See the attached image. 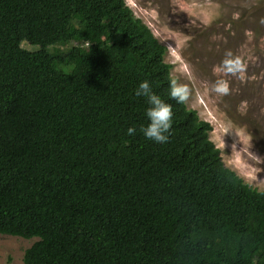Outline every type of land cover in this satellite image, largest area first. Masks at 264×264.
I'll return each instance as SVG.
<instances>
[{"label": "trees", "instance_id": "1", "mask_svg": "<svg viewBox=\"0 0 264 264\" xmlns=\"http://www.w3.org/2000/svg\"><path fill=\"white\" fill-rule=\"evenodd\" d=\"M165 54L125 0H0V233L37 238L23 264H264V189L171 98Z\"/></svg>", "mask_w": 264, "mask_h": 264}, {"label": "rangeland", "instance_id": "2", "mask_svg": "<svg viewBox=\"0 0 264 264\" xmlns=\"http://www.w3.org/2000/svg\"><path fill=\"white\" fill-rule=\"evenodd\" d=\"M125 1L166 46L171 75L187 85L186 105L211 123L209 137L224 164L264 189V0ZM237 57L244 71L229 73L223 62ZM220 80L227 95L213 90ZM36 239L0 233V264H23Z\"/></svg>", "mask_w": 264, "mask_h": 264}, {"label": "clouds", "instance_id": "3", "mask_svg": "<svg viewBox=\"0 0 264 264\" xmlns=\"http://www.w3.org/2000/svg\"><path fill=\"white\" fill-rule=\"evenodd\" d=\"M229 57L231 52L227 53ZM224 66L227 71L232 74L243 73L244 65L239 57L234 59H226ZM220 95L229 93V86L226 81H217L214 89ZM189 89L187 85L180 84L176 79H170L169 95L178 103H183L188 98ZM135 95L138 97H146L149 107L146 110V117L149 121L147 126L141 128L143 135L156 143H166L169 139L172 128V105L166 103L159 95L154 93L151 83L148 80L142 81L135 89ZM136 129L129 127L128 135H134Z\"/></svg>", "mask_w": 264, "mask_h": 264}]
</instances>
